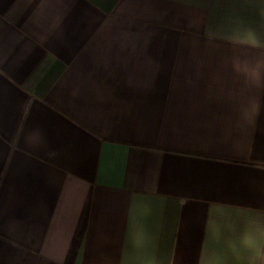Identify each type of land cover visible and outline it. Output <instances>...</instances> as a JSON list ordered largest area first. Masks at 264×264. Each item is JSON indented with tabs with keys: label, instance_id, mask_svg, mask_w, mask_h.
Returning a JSON list of instances; mask_svg holds the SVG:
<instances>
[{
	"label": "crops",
	"instance_id": "obj_1",
	"mask_svg": "<svg viewBox=\"0 0 264 264\" xmlns=\"http://www.w3.org/2000/svg\"><path fill=\"white\" fill-rule=\"evenodd\" d=\"M264 0H0V264H264Z\"/></svg>",
	"mask_w": 264,
	"mask_h": 264
},
{
	"label": "clouds",
	"instance_id": "obj_2",
	"mask_svg": "<svg viewBox=\"0 0 264 264\" xmlns=\"http://www.w3.org/2000/svg\"><path fill=\"white\" fill-rule=\"evenodd\" d=\"M241 244L243 247L250 249L253 256H255L257 259H264V250H262L260 246H258L257 242L251 237L245 235L241 241Z\"/></svg>",
	"mask_w": 264,
	"mask_h": 264
}]
</instances>
